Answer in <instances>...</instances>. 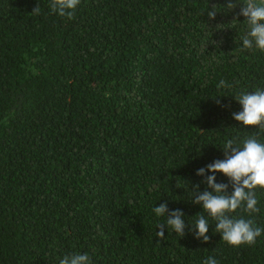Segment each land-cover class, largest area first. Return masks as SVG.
<instances>
[{"label": "trees", "instance_id": "1", "mask_svg": "<svg viewBox=\"0 0 264 264\" xmlns=\"http://www.w3.org/2000/svg\"><path fill=\"white\" fill-rule=\"evenodd\" d=\"M49 2L0 0V264H264V235L230 247L210 217L206 243L191 230L197 170L226 140L264 141L232 117L264 88V53L237 47L241 5L81 0L69 19ZM256 196L259 212L230 215L264 229ZM165 203L184 236L157 235Z\"/></svg>", "mask_w": 264, "mask_h": 264}, {"label": "clouds", "instance_id": "2", "mask_svg": "<svg viewBox=\"0 0 264 264\" xmlns=\"http://www.w3.org/2000/svg\"><path fill=\"white\" fill-rule=\"evenodd\" d=\"M80 3L81 0H50L49 8L52 13L71 19ZM237 4L241 5L238 15L245 18L242 23L234 20L244 26L239 33V41H236L237 47L241 51L264 53V0H243L242 3L234 0L227 7L235 8ZM33 11L38 12L39 9ZM216 12L214 9L208 11V16L214 17ZM234 98L241 110L232 114L233 119L243 127L258 126L264 130V88L243 91ZM221 149L223 159L213 160L196 172L197 176L204 177L202 183L206 188L200 191V184L197 183L191 201L199 205L204 214H197L198 218L191 224V230L206 243L209 240L210 217L215 221V232L227 245H252L264 235V229L254 226L251 219L236 218L230 214L241 208L249 216L259 212L256 191H264V141L250 137L243 141L241 147L229 139ZM217 174H222L228 183L218 182ZM229 185L232 189L230 194ZM152 211L157 218L165 220L164 224L158 226L159 237H164L165 228L184 236L186 221L182 210L169 212L165 203L155 206ZM59 264H92V260L87 253H67L59 259ZM204 264H218V261L214 256H209Z\"/></svg>", "mask_w": 264, "mask_h": 264}]
</instances>
